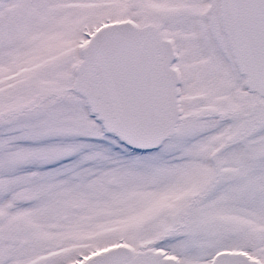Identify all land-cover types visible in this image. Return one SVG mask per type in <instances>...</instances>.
<instances>
[{"label": "snow or ice", "instance_id": "1", "mask_svg": "<svg viewBox=\"0 0 264 264\" xmlns=\"http://www.w3.org/2000/svg\"><path fill=\"white\" fill-rule=\"evenodd\" d=\"M0 264H264V0H0Z\"/></svg>", "mask_w": 264, "mask_h": 264}]
</instances>
